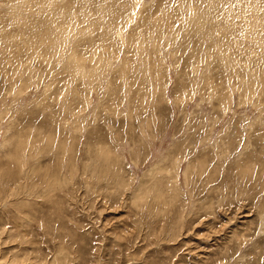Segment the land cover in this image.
Wrapping results in <instances>:
<instances>
[{"label":"rangeland","instance_id":"1","mask_svg":"<svg viewBox=\"0 0 264 264\" xmlns=\"http://www.w3.org/2000/svg\"><path fill=\"white\" fill-rule=\"evenodd\" d=\"M0 264H264V0H0Z\"/></svg>","mask_w":264,"mask_h":264}]
</instances>
